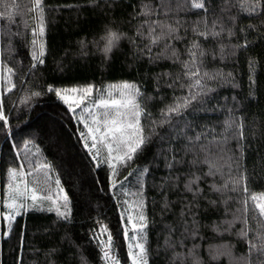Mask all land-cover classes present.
I'll list each match as a JSON object with an SVG mask.
<instances>
[{"label": "trees", "instance_id": "obj_1", "mask_svg": "<svg viewBox=\"0 0 264 264\" xmlns=\"http://www.w3.org/2000/svg\"><path fill=\"white\" fill-rule=\"evenodd\" d=\"M18 2L21 10L31 6L30 0ZM256 3L257 0H207L205 9L195 10L190 7V0H44L47 55L45 64L37 69H31L30 28L24 24L27 21L30 27L34 26L32 14L21 11L15 25L1 29L0 53L4 49L9 51L4 58L10 60L16 79L15 90L3 98L9 124L0 127V201L8 185V170L21 165L18 150L31 142L68 195L71 218L64 222L54 212L29 209L16 217L11 232L7 222L0 220V264H104L101 249L93 238L99 224L111 231L120 264H131L122 235L119 187L110 188L107 167L93 166L78 139L82 126L66 106L47 92V87L103 88L132 83L143 93L140 100L151 113L146 125L148 133L151 120L161 119V110L187 95V88H181L187 81L180 61L189 59L186 50L194 39L205 49L202 71L223 73L226 79L206 81L214 91L202 97L203 108L189 109L183 117H172L175 128L157 126L155 131L164 135L168 130L180 137L166 140L164 145L169 155L175 152L177 160L185 161L176 165L182 170L177 172L181 181L190 178L189 168L201 176L199 186L207 195L193 209L198 224H192V216L182 223L181 200L191 195L182 191L183 182L173 179L162 185L166 172L171 170L164 167L159 136H151V142L131 167L122 171L120 179L133 169L149 168V173L140 178L143 213L148 219L145 244L149 264H230L229 256L236 264H264V255L258 249L250 250L249 241L257 236L262 221L257 218L243 223L245 216L252 215L243 210V184L235 192L220 193L211 187L215 184L222 188L226 183L231 187V181L243 173L250 192L264 193V0H258L260 6L253 11ZM145 6L151 10L148 16L142 14ZM157 23L176 28L175 35L182 38L161 40L148 52L145 46L149 44V25L155 27ZM193 29L211 30L219 35L204 39ZM109 30L118 31L123 37L106 57L102 37ZM162 30L166 31L157 27L154 35ZM166 44L179 53V61L171 56V49L165 51ZM33 91L42 95L32 97L27 104L21 103ZM229 116L243 124L250 137L241 141L242 152L230 132H224V121ZM186 122L196 132H207V138L202 137L196 142L198 145L229 136L227 143L220 145L224 152L216 156L221 169L216 175H207L206 163L192 165L198 149L188 151L185 147L184 134H192ZM217 152L219 148L214 144L211 154ZM199 158L203 160V153ZM134 179L137 182L129 188L136 184L134 188L138 189L135 173L123 181L122 187ZM169 183L172 187L165 190ZM165 197L171 204L167 211H163ZM213 200L216 203H211ZM170 227L179 228V232L172 233L171 240L179 241L181 234L187 239L169 246ZM186 227H196V235L186 233ZM243 228L248 229L247 238L240 235Z\"/></svg>", "mask_w": 264, "mask_h": 264}, {"label": "snow or ice", "instance_id": "obj_2", "mask_svg": "<svg viewBox=\"0 0 264 264\" xmlns=\"http://www.w3.org/2000/svg\"><path fill=\"white\" fill-rule=\"evenodd\" d=\"M207 0H190V7L195 10H203L206 8ZM30 7L26 9L27 13L32 14L34 26H29L27 21L24 22L25 28H30V37L28 41L30 44V58L31 69H37L38 66L45 64V57L47 55V42H46V22H45V9L46 5L44 0H30ZM259 3L253 5L252 10L255 11L259 7ZM0 8L5 10L0 11V20H6L10 25L16 23L18 15H20V5L18 0H0ZM150 11L147 6L143 11V15L148 16ZM264 18V17H262ZM166 29L159 34L156 33V28ZM215 23L213 24V28ZM177 29L157 23L155 27L149 25L148 39L149 44L146 45L148 52H151V46L157 45L161 40H179L182 37L176 36ZM197 36L207 39L209 35L213 37L218 36L219 33L209 30L208 32H200L193 29ZM12 34L11 32L9 33ZM231 34V33H230ZM138 35L142 33L138 32ZM123 34L118 31L109 30L107 34L102 37L105 41L102 51L107 55L118 45L122 39ZM83 44V41L81 42ZM99 46V41L96 42ZM171 49V56L179 61V53L172 47L171 44L165 45V51ZM189 57L188 60L180 61L184 69L183 76L187 81L186 84H181V88H187V95L178 97L174 103L166 106L160 112V120H151V131L146 133V125L151 118V113L147 112L143 106L140 97L143 95L139 87L132 83H122L120 85H112V90H96L97 92L107 91V95H97L94 97V86L86 87H67L57 88L54 86H48L47 92L52 93L70 113H72L74 119L82 125L81 129H78V139L81 141L82 146L87 151L93 166L99 168L101 166L107 167L109 170V183L111 189H117L123 186V181L129 179L134 173L138 178V191L133 195L137 197L135 201L136 214L133 215L131 211L126 210L127 214L121 213V226L122 235L127 243L128 257L131 260V264H149L148 256L149 249L146 247L145 230L148 227V219L143 213V180L140 179L145 174L149 173V168L133 169L123 176V180L120 179L121 173L125 168H130L132 162L142 154L144 147L151 142V136L156 135L160 138L161 156L163 157L164 167L171 171L166 172L165 179L162 180V185L166 182H170L173 179L181 181V177L177 175L178 171H182L176 168L179 163H185L183 159L177 160L176 153L172 152L169 155L165 151L164 141H171L173 139H180V137L173 136L170 131L166 130L164 135L156 132V127L164 128L165 125L170 128H175L172 117H183L184 113L189 109L193 111L203 108L204 101L202 97L207 96L209 92L214 91L213 88H209L206 81L215 80L218 78H225L223 73L211 74L202 71L203 61L201 57L205 55V49L199 40H192L191 47L186 50ZM7 73L6 83L8 85L7 91L11 92L15 88V84L11 80V76L14 75L13 69L8 67L5 69ZM231 74L229 73L228 76ZM179 79V78H178ZM172 86L171 84L169 85ZM42 92L33 91L29 95H26L21 103L27 104L32 97H39ZM198 106V107H197ZM79 110V111H78ZM231 112V109H229ZM142 119L144 123H142ZM0 127H7L9 121L4 112V102L0 99ZM186 127L191 129L192 134L185 133L183 139L187 141L185 145L188 151L198 149L197 155L192 160V165L195 166L199 163H206L208 165L207 175L214 176L221 169L217 166L216 156L224 152V149L220 145L227 143L229 136H225L221 141H209L207 144H197L201 141L202 137L207 138L206 131L196 132L191 124H187ZM250 131V130H249ZM179 132V129H177ZM224 132L229 133L231 138L237 140V147L241 150L244 149V145L241 141L250 139V137L243 130V124H238L236 119L229 116L224 121ZM224 135V133H221ZM183 142V141H182ZM219 148V152L215 155L211 154L213 145ZM27 148V144L25 145ZM170 149V144L168 145ZM179 147V146H178ZM203 153V160L199 158V154ZM226 154V153H225ZM222 159L223 157L220 156ZM231 160L232 157H229ZM21 169L24 167L20 166ZM41 168L49 169L50 165L43 164ZM9 177L16 181L19 179L23 182L24 173L17 169L8 170ZM190 178L183 182L184 193H190V196H185L181 200L183 207L181 208V216L184 217V222L187 221L188 216H192V224L197 225L195 220L194 208L199 206V201L206 197L207 193L205 189L199 186L201 176L195 174L189 168ZM59 193L56 196L49 194L48 192H42L37 188L28 187L25 185L23 189L19 185H10L13 188L12 193L9 195L8 203L5 205L3 201H0V220L7 222L8 232L12 231V226L16 220V217L21 216L22 213H27L29 209L37 211L54 212L57 219L64 222H69L71 218V208L69 197L64 193V189L60 187V181H55ZM243 184L242 192L245 194L242 201L244 213L251 212L250 217L245 216L243 223L247 224L249 219L261 218L260 229L254 240L249 241L250 250L258 249L260 255H264V193L256 194L250 192L246 183V178L243 173L240 177L231 181V187L229 184H224L222 188H216L213 184L212 190L223 193L225 190L238 191L240 185ZM172 187L171 183L168 184L169 190ZM203 194V195H202ZM211 203H216L215 200ZM125 204H131L129 201H125ZM47 205V207H45ZM171 204L164 198L163 211H167ZM4 208L7 211H4ZM101 236H106V240L100 241V249L103 253V259L105 264H120L119 258L116 257L114 251V241L111 231L106 225L100 224L99 229ZM169 240L167 243L169 246L174 244H182L187 236L181 234L179 241L171 240L173 232H179V228H169ZM196 227L185 228V232L195 236ZM131 232V235L129 233ZM240 235L247 238L248 229L243 228L240 230ZM100 240V237H96ZM178 256V254H177Z\"/></svg>", "mask_w": 264, "mask_h": 264}, {"label": "rangeland", "instance_id": "obj_3", "mask_svg": "<svg viewBox=\"0 0 264 264\" xmlns=\"http://www.w3.org/2000/svg\"><path fill=\"white\" fill-rule=\"evenodd\" d=\"M0 9L3 10V8H0ZM21 11L23 13H26V11L24 10V7L22 8V10L20 7V15L22 13ZM12 25H15V23L10 25L6 20H0V38L2 37V39H3V34L1 33V29L4 26L7 27V26H12ZM9 36H11V35H9ZM7 37L8 36L5 34V38H7ZM2 39H1V41H2ZM8 46L12 47V43H9ZM4 55L8 56L9 51L7 50V52H6L4 49V51L2 50V52L0 53V99H2V100L5 96H7L10 93L7 91V87H8V85L6 83L7 73H6L5 69L10 67L11 63H10V60H7V58L6 59L4 58ZM13 73H14V71H13ZM15 79H16V77H15V73H14V75L11 76V80L14 84H15ZM120 84H122V83H117L114 85H120ZM111 86L112 85H107L103 88L94 87V97L97 95H105L106 96L107 91L97 92L96 90H112ZM14 90L15 89H13L12 91H14ZM26 144H27V148L25 147ZM26 144H24L23 147L20 149V151L18 150V152H17V154L19 155L18 159L21 161V165H23L24 167L22 169H21V167L15 168L18 171H22L24 173L23 182H21L19 179H17L16 181H13L8 175V178H9L7 181L8 185L6 187L5 196L2 199V201L5 205L8 203L9 195L13 191V188L10 187V185H19V187L21 189H23V187L25 185H27L28 187L37 188L42 192H48L49 194H51L53 196L60 194L59 189L57 188V186L55 184V181L57 180L55 175L53 173H51V170L41 168V165H43L44 163H43L42 158L38 157L39 152H38L37 148L34 147L32 145L33 143H31V142H26ZM132 182H137V181H136V179H134V181H131L130 183L126 184V187H119L120 195L122 196V198L119 199V202L122 205L121 213L127 214L126 210H129V211H131V213L133 215H135L136 214L135 201H136L137 197L134 196L133 194L136 193L138 191V189L134 188V186L136 184L132 185L129 188V186ZM60 187H62L61 184H60ZM64 193H66V192H64ZM125 201L130 202L131 208H130L129 204H125ZM45 207H47V205H45ZM143 207H144V201H143ZM4 211L6 212L7 209L4 208ZM144 215H145V213H144ZM99 227H100V224L98 225L97 229H99ZM97 229L95 230V232L93 234V238L96 240V242L100 248V241L106 240V236H101L100 232L97 231ZM129 235H131V232L129 233ZM98 236L100 237V240H98L96 238ZM113 241H114V238H113ZM114 251H115V255H116V249H114ZM102 257H103V253H102ZM228 258H230V264H236L235 263V262H237L236 260H234L230 256ZM102 260L104 261L103 258H102ZM104 264H105V261H104Z\"/></svg>", "mask_w": 264, "mask_h": 264}]
</instances>
